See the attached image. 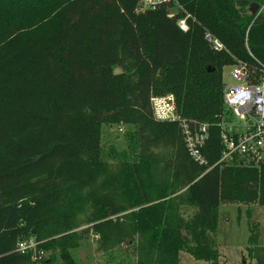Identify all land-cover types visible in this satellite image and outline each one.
<instances>
[{
	"label": "trees",
	"instance_id": "trees-1",
	"mask_svg": "<svg viewBox=\"0 0 264 264\" xmlns=\"http://www.w3.org/2000/svg\"><path fill=\"white\" fill-rule=\"evenodd\" d=\"M138 3L0 0V264H77L70 250L89 234L103 253L134 244L136 264H178L180 252L218 264L220 205L264 207V167L218 164L222 71H264V15L249 13L264 0ZM168 95L180 119L208 125L206 166L177 122L154 119L151 98ZM104 125L132 127L114 165ZM31 238L41 261L15 251ZM257 242L252 226L247 250L264 264Z\"/></svg>",
	"mask_w": 264,
	"mask_h": 264
},
{
	"label": "built area",
	"instance_id": "built-area-1",
	"mask_svg": "<svg viewBox=\"0 0 264 264\" xmlns=\"http://www.w3.org/2000/svg\"><path fill=\"white\" fill-rule=\"evenodd\" d=\"M176 4V0H139L138 13L155 10L161 5ZM178 7L169 13L172 18ZM256 15H264V3L259 5ZM188 17V16H187ZM177 27L187 31L186 18L177 22ZM205 39L215 50L222 45L211 35ZM230 77L234 84L223 88L225 113L218 127L219 142L222 148L218 164L236 161L241 165L254 168L264 167V71L255 75L243 63L229 67ZM152 115L159 122H177L183 135L188 156L200 167L207 162L202 149L208 140V125H190L179 118L175 109L173 96L153 97L150 100ZM41 242L27 239L17 243L15 251L19 254L31 255L33 261H41L45 253L38 249Z\"/></svg>",
	"mask_w": 264,
	"mask_h": 264
},
{
	"label": "rangeland",
	"instance_id": "rangeland-1",
	"mask_svg": "<svg viewBox=\"0 0 264 264\" xmlns=\"http://www.w3.org/2000/svg\"><path fill=\"white\" fill-rule=\"evenodd\" d=\"M231 69L225 67L222 71L223 87L235 82L230 77ZM132 131L131 126H107L101 128L100 146L108 162L114 165L112 156L127 151L126 133ZM161 153V150H155ZM115 153V154H114ZM184 191V190H183ZM181 191V192H183ZM86 213L79 214L80 228L85 229L83 221ZM253 226L257 234V244L264 247V207L258 205L221 204L218 211V229L215 242L219 253L218 264H257L253 255L249 256L247 240L250 228ZM97 237L89 234L79 243L78 248L70 250V255L77 264H136L134 244L116 246L111 252L103 253L98 250ZM57 254V253H56ZM46 255H48L46 253ZM53 264H63L56 256ZM178 264H208L194 260L185 252L178 255Z\"/></svg>",
	"mask_w": 264,
	"mask_h": 264
},
{
	"label": "water",
	"instance_id": "water-1",
	"mask_svg": "<svg viewBox=\"0 0 264 264\" xmlns=\"http://www.w3.org/2000/svg\"><path fill=\"white\" fill-rule=\"evenodd\" d=\"M258 9H259V5H257V4H252V5L250 6V8H249V13H250L251 15H256ZM121 74H122V72H121V70L118 69V68L115 69V70L113 71V75H114V76H119V75H121Z\"/></svg>",
	"mask_w": 264,
	"mask_h": 264
}]
</instances>
